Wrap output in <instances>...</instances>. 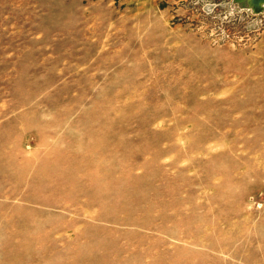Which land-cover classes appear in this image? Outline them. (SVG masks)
I'll return each instance as SVG.
<instances>
[{"label":"rangeland","instance_id":"rangeland-1","mask_svg":"<svg viewBox=\"0 0 264 264\" xmlns=\"http://www.w3.org/2000/svg\"><path fill=\"white\" fill-rule=\"evenodd\" d=\"M23 112L0 264H264V9L0 0V133Z\"/></svg>","mask_w":264,"mask_h":264},{"label":"bare ground","instance_id":"bare-ground-1","mask_svg":"<svg viewBox=\"0 0 264 264\" xmlns=\"http://www.w3.org/2000/svg\"><path fill=\"white\" fill-rule=\"evenodd\" d=\"M239 1H241L242 4H247V5L251 6V8L255 11H261L264 9V0H239ZM23 71H20V72L18 71V73H17L18 74L17 75L18 83H17V86L15 88L16 89L15 92H16V96H18L20 99V103L19 104L14 103V107H15V105H19V106H23L25 108H29L30 114H28V115L26 114L27 117H26L25 121L28 123H33V122L37 121V114H36L37 103L32 101V97L36 92V86L31 87V85L30 86L26 85V83H25L26 78H25V75L23 74ZM8 111H9V109H8ZM22 116H25V112L19 113V114L13 116L8 121L6 120L7 123L5 124V129L3 131H1L0 135H2V137L9 136L6 127L9 126L13 120H22ZM3 121H5V120H3ZM2 126H3V124H2ZM24 156L25 155L23 154V149L19 145H18V147L12 146L11 148L3 149V151L0 153V158L3 160V162H2L3 165H2V167H0V172L3 175V183H5V181H8L9 180L8 178L11 176L9 169H11L12 167H18L19 168L21 160L24 159ZM20 181H21V179H20Z\"/></svg>","mask_w":264,"mask_h":264}]
</instances>
